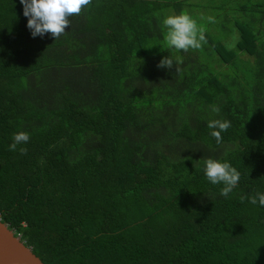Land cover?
Here are the masks:
<instances>
[{
	"label": "trees",
	"instance_id": "1",
	"mask_svg": "<svg viewBox=\"0 0 264 264\" xmlns=\"http://www.w3.org/2000/svg\"><path fill=\"white\" fill-rule=\"evenodd\" d=\"M185 2L91 0L56 39L0 0V216L46 264H264V0ZM194 6L219 33L169 47Z\"/></svg>",
	"mask_w": 264,
	"mask_h": 264
},
{
	"label": "clouds",
	"instance_id": "2",
	"mask_svg": "<svg viewBox=\"0 0 264 264\" xmlns=\"http://www.w3.org/2000/svg\"><path fill=\"white\" fill-rule=\"evenodd\" d=\"M91 0H20L23 5V15L28 18L27 27L31 35L43 36L51 33L56 39L65 32L69 25V16L79 14L83 6L88 5ZM167 28L166 42L169 47L177 50L199 48L204 40L203 34L197 32L195 21L187 14L167 16L162 21ZM158 68L170 69L173 60L166 57L157 65ZM218 111V109H213ZM231 126L227 120L213 119L207 123L211 129L210 135L219 143L222 139L221 133L227 131ZM30 136L27 132H18L13 137V143L9 146L15 150L21 143H27ZM204 175L213 184H222L220 195L227 197L233 191L240 179L239 171L229 162H221L215 159L204 161ZM258 203L264 207V194H257ZM250 203L257 204V197L250 199Z\"/></svg>",
	"mask_w": 264,
	"mask_h": 264
},
{
	"label": "water",
	"instance_id": "3",
	"mask_svg": "<svg viewBox=\"0 0 264 264\" xmlns=\"http://www.w3.org/2000/svg\"><path fill=\"white\" fill-rule=\"evenodd\" d=\"M0 264H46L0 216Z\"/></svg>",
	"mask_w": 264,
	"mask_h": 264
},
{
	"label": "rangeland",
	"instance_id": "4",
	"mask_svg": "<svg viewBox=\"0 0 264 264\" xmlns=\"http://www.w3.org/2000/svg\"><path fill=\"white\" fill-rule=\"evenodd\" d=\"M186 4H189L188 2H191L192 4L195 5V3H206V4H210V5H215V6H219V4L221 5L223 0H185ZM188 6V5H186ZM191 8L190 13V17L195 21L196 26H197V32H202V31H209L210 33H215L218 34L219 33V28H218V24H209L212 21H214V19L216 18L217 15V10L214 8H199V7H187ZM175 11V8L170 7V13L171 16H173ZM169 13V14H170ZM219 23L221 24L222 21L220 20ZM166 39V37H165ZM202 44V41H201Z\"/></svg>",
	"mask_w": 264,
	"mask_h": 264
}]
</instances>
